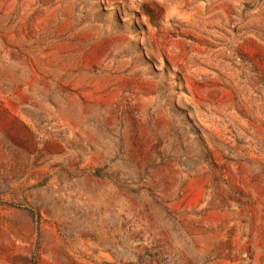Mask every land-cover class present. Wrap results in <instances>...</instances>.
<instances>
[{
	"label": "rangeland",
	"instance_id": "1",
	"mask_svg": "<svg viewBox=\"0 0 264 264\" xmlns=\"http://www.w3.org/2000/svg\"><path fill=\"white\" fill-rule=\"evenodd\" d=\"M185 5L0 0V264H264V0Z\"/></svg>",
	"mask_w": 264,
	"mask_h": 264
},
{
	"label": "clouds",
	"instance_id": "2",
	"mask_svg": "<svg viewBox=\"0 0 264 264\" xmlns=\"http://www.w3.org/2000/svg\"><path fill=\"white\" fill-rule=\"evenodd\" d=\"M144 3L145 0H129V7L138 11ZM156 4L163 10L159 24L165 29H171L174 23H191L194 19L195 12L186 8L185 0H156Z\"/></svg>",
	"mask_w": 264,
	"mask_h": 264
}]
</instances>
